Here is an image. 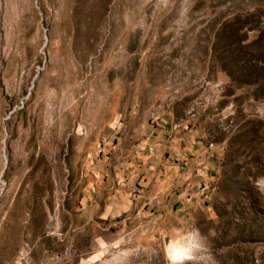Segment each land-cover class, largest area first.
I'll use <instances>...</instances> for the list:
<instances>
[{
  "label": "rangeland",
  "instance_id": "374dc122",
  "mask_svg": "<svg viewBox=\"0 0 264 264\" xmlns=\"http://www.w3.org/2000/svg\"><path fill=\"white\" fill-rule=\"evenodd\" d=\"M177 228L264 264V0H0V264H166Z\"/></svg>",
  "mask_w": 264,
  "mask_h": 264
},
{
  "label": "clouds",
  "instance_id": "9594fccd",
  "mask_svg": "<svg viewBox=\"0 0 264 264\" xmlns=\"http://www.w3.org/2000/svg\"><path fill=\"white\" fill-rule=\"evenodd\" d=\"M175 233V238H166V264H211L209 240L199 228H177ZM120 264H127V259L122 258Z\"/></svg>",
  "mask_w": 264,
  "mask_h": 264
},
{
  "label": "crops",
  "instance_id": "0c3cea01",
  "mask_svg": "<svg viewBox=\"0 0 264 264\" xmlns=\"http://www.w3.org/2000/svg\"><path fill=\"white\" fill-rule=\"evenodd\" d=\"M186 147H188L187 145H186ZM192 148H194V153H198V154H200V151L202 150L203 151V149H202V147H201V144H193V147ZM183 151H180V157L182 156L183 157ZM195 160V162L197 163L196 165L198 166V167H194V168H192V173L198 178H200V176H199V174H198V176H197V173H205V168L207 167V168H209L210 166L211 167H216L217 165H218V157H217V154H214V153H210V154H208V155H202V157L200 158V163H199V159H194ZM195 168L197 169V171H195ZM196 181H194V183H195Z\"/></svg>",
  "mask_w": 264,
  "mask_h": 264
},
{
  "label": "built area",
  "instance_id": "2783aa9c",
  "mask_svg": "<svg viewBox=\"0 0 264 264\" xmlns=\"http://www.w3.org/2000/svg\"><path fill=\"white\" fill-rule=\"evenodd\" d=\"M210 145H212V143H210ZM205 188H206V185L203 184V185L201 186V189L204 190Z\"/></svg>",
  "mask_w": 264,
  "mask_h": 264
}]
</instances>
